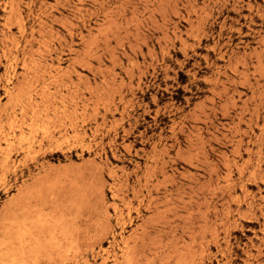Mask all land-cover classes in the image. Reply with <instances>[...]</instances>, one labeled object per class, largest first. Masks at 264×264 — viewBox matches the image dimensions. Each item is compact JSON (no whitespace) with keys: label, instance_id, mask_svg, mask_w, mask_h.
Returning <instances> with one entry per match:
<instances>
[{"label":"rangeland","instance_id":"rangeland-1","mask_svg":"<svg viewBox=\"0 0 264 264\" xmlns=\"http://www.w3.org/2000/svg\"><path fill=\"white\" fill-rule=\"evenodd\" d=\"M0 246L264 264V0H0Z\"/></svg>","mask_w":264,"mask_h":264},{"label":"bare ground","instance_id":"bare-ground-1","mask_svg":"<svg viewBox=\"0 0 264 264\" xmlns=\"http://www.w3.org/2000/svg\"><path fill=\"white\" fill-rule=\"evenodd\" d=\"M16 4V3H15ZM33 4H34V2H33ZM11 8V7H10ZM10 11V10H9ZM14 11V10H13ZM11 13V12H10ZM22 16V15H21ZM7 26V25H6ZM24 63V62H23ZM50 64V63H49ZM27 65V64H26ZM259 65V64H258ZM53 69L55 68V67H52ZM77 72V71H76ZM115 73V72H114ZM65 74V73H64ZM53 75V74H52ZM39 76V75H38ZM42 76V75H41ZM12 77V76H11ZM69 84V83H68ZM66 85V84H65ZM45 89V88H44ZM7 90V89H6ZM10 90V89H9ZM8 90V91H9ZM50 90V89H49ZM51 91V90H50ZM54 91V90H53ZM75 91V90H74ZM10 96V95H9ZM62 97V96H61ZM40 101V100H39ZM58 101V100H57ZM60 101V100H59ZM13 102V101H12ZM71 102H72V100H71ZM11 104V103H10ZM36 104V103H35ZM5 110V109H4ZM50 110V109H49ZM94 111V110H93ZM23 112V111H22ZM21 112V113H22ZM64 112V111H63ZM76 112V111H75ZM5 113V112H4ZM24 113V112H23ZM24 115V114H23ZM31 116V115H30ZM58 116V115H57ZM52 117V116H51ZM96 117V116H95ZM76 118V117H75ZM36 119V118H35ZM19 120V119H18ZM27 122V121H26ZM14 126V125H13ZM20 126V125H19ZM22 126V125H21ZM19 128H21V127H19ZM98 129V128H97ZM21 130V129H20ZM23 130V129H22ZM263 131V130H262ZM21 132V131H20ZM5 134V133H4ZM8 134V133H7ZM86 134V133H85ZM60 135V134H59ZM77 135V134H76ZM51 136V135H50ZM70 136V135H69ZM85 137V136H84ZM7 138V137H6ZM74 138V137H73ZM79 139V138H78ZM10 140V139H9ZM12 141H14V140H12ZM11 142V141H10ZM14 143V142H13ZM10 144V143H9ZM27 147V146H26ZM88 150V149H87ZM8 156V155H7ZM8 158H9V156H8ZM8 158L5 160V161H7L8 160ZM23 162V161H22ZM248 162V161H247ZM249 178H251V177H249ZM253 179V178H252ZM249 180V179H248ZM46 213V212H45ZM129 213V212H128ZM41 218V217H40ZM27 229V228H26ZM24 233V232H23ZM19 234V233H18ZM31 234V233H30ZM25 235V234H24ZM4 245V244H3ZM21 245V244H20ZM5 246V245H4ZM1 247V246H0ZM3 247V246H2ZM8 247V246H7ZM22 248V247H21ZM15 250V249H14ZM5 253L4 254H6V251H4ZM8 253V252H7ZM12 253V252H11ZM10 253V254H11ZM6 256H7V254H6ZM5 256V257H6ZM13 256V255H12ZM15 256H13V258H14ZM8 258H11V257H8ZM12 261H14L13 259H11ZM10 260V261H11ZM24 261V260H23ZM178 261V260H177ZM25 263V262H24ZM23 263V264H24ZM36 263V262H35ZM115 263V262H114ZM18 264V263H17ZM176 264V263H175Z\"/></svg>","mask_w":264,"mask_h":264}]
</instances>
